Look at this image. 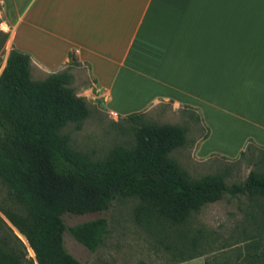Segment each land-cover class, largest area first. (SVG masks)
I'll list each match as a JSON object with an SVG mask.
<instances>
[{
	"label": "crops",
	"instance_id": "crops-1",
	"mask_svg": "<svg viewBox=\"0 0 264 264\" xmlns=\"http://www.w3.org/2000/svg\"><path fill=\"white\" fill-rule=\"evenodd\" d=\"M10 49L51 73L87 67L111 118L157 101L209 129L195 156L264 148V0H0ZM0 218L11 224L0 213Z\"/></svg>",
	"mask_w": 264,
	"mask_h": 264
},
{
	"label": "trees",
	"instance_id": "trees-1",
	"mask_svg": "<svg viewBox=\"0 0 264 264\" xmlns=\"http://www.w3.org/2000/svg\"><path fill=\"white\" fill-rule=\"evenodd\" d=\"M30 64L29 54L13 48L0 74V184L23 207L18 212L0 204V213L24 237L34 259L27 258L21 240L0 218V264H81L66 250L65 232L95 252L109 234L108 221L98 218L67 228L62 216L105 212L119 198L139 199V224L180 226L224 194L264 197V172H250L230 189L221 175L189 182L167 157L186 142L179 128L141 129L136 146L114 147L101 160L89 159L60 133L68 123L80 128L88 114L84 101L62 88L69 82L67 75L32 82ZM140 116L142 112L131 113L124 119L133 122ZM205 130L202 140L208 136ZM251 146L264 150L248 140L239 155ZM2 228L7 233H1Z\"/></svg>",
	"mask_w": 264,
	"mask_h": 264
},
{
	"label": "rangeland",
	"instance_id": "rangeland-1",
	"mask_svg": "<svg viewBox=\"0 0 264 264\" xmlns=\"http://www.w3.org/2000/svg\"><path fill=\"white\" fill-rule=\"evenodd\" d=\"M6 38L0 31V74L12 50ZM61 74L69 78L62 88L70 89L73 96L81 98L88 114L79 129L76 123H68L60 133L69 136L71 148L93 161L101 160L114 147L136 146L141 129L173 127L183 130L186 142L172 149L167 157L191 183L208 175H221L230 189L234 184L243 183L250 172H264V150L255 146L229 160L211 155L197 158L194 150L206 130L199 112L193 108L175 111L170 102L157 101L133 122L124 117L111 118L102 98L95 93L87 67L74 56L51 73L32 68L30 80L47 83L52 76ZM0 189V204L5 209L23 212L22 205L10 195L7 186L0 184ZM138 204L136 197H123L115 200L105 212L63 215L67 228L98 218H105L109 224V234L95 252L77 243L67 231L64 234L66 250L81 264H264L263 196L224 194L218 201L193 212L180 226L163 221L137 223L135 208ZM12 231L25 246L27 258L34 259L24 237L18 235L16 229ZM3 232L7 233L4 228Z\"/></svg>",
	"mask_w": 264,
	"mask_h": 264
},
{
	"label": "water",
	"instance_id": "water-1",
	"mask_svg": "<svg viewBox=\"0 0 264 264\" xmlns=\"http://www.w3.org/2000/svg\"><path fill=\"white\" fill-rule=\"evenodd\" d=\"M16 231H17V230H16ZM17 234L20 235V234L18 233V231H17ZM36 264H37V263H36Z\"/></svg>",
	"mask_w": 264,
	"mask_h": 264
}]
</instances>
